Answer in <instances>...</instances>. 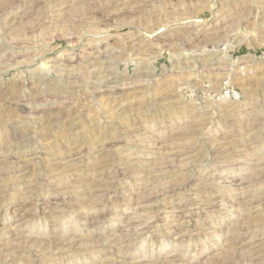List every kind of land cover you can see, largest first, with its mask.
Wrapping results in <instances>:
<instances>
[{"label": "rangeland", "instance_id": "1", "mask_svg": "<svg viewBox=\"0 0 264 264\" xmlns=\"http://www.w3.org/2000/svg\"><path fill=\"white\" fill-rule=\"evenodd\" d=\"M0 264H264V0H0Z\"/></svg>", "mask_w": 264, "mask_h": 264}, {"label": "bare ground", "instance_id": "2", "mask_svg": "<svg viewBox=\"0 0 264 264\" xmlns=\"http://www.w3.org/2000/svg\"><path fill=\"white\" fill-rule=\"evenodd\" d=\"M61 5V4H60ZM255 108V107H254ZM40 109V108H39ZM120 110V109H119ZM256 121V120H255ZM188 126V125H187ZM245 126V125H244ZM190 127V126H189ZM182 135V134H181ZM175 136V135H174ZM184 136V135H183ZM162 138V137H161ZM165 139V138H164ZM220 139V138H219ZM164 143V142H163ZM161 144V143H160ZM148 149V148H147ZM151 149V148H150ZM154 149V148H153ZM99 164V163H98ZM8 166V165H7ZM261 166V165H260ZM252 177V176H251ZM253 179V178H252ZM18 180V179H17ZM77 182V181H76ZM185 182V181H184ZM207 182V181H206ZM182 183V182H181ZM240 184V183H239ZM101 199V198H100ZM53 234V233H52ZM150 261V260H149Z\"/></svg>", "mask_w": 264, "mask_h": 264}]
</instances>
